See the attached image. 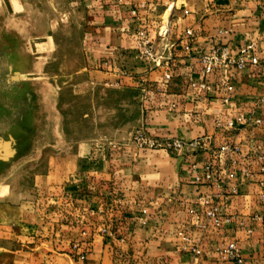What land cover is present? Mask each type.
<instances>
[{"label": "crops", "instance_id": "crops-1", "mask_svg": "<svg viewBox=\"0 0 264 264\" xmlns=\"http://www.w3.org/2000/svg\"><path fill=\"white\" fill-rule=\"evenodd\" d=\"M81 2L88 14L99 13L97 20L89 16L97 32L88 39L95 46L86 52L87 65L121 73L143 91L151 134L185 141L211 136L214 151L186 145L178 152H133L129 161H93L79 151L56 157L53 181L41 184L50 192L38 196L35 208L27 201L18 208L19 242L10 240L14 254L6 264H237L219 251L229 241L241 248L239 264H264V69L223 63L205 75L200 60L217 44L236 56L239 45L255 41L252 52L262 54L264 0ZM144 21L156 63L141 56L136 31ZM223 79L233 88L222 86ZM239 113L247 122L225 126ZM224 144L240 149L221 150ZM209 162L212 179L205 176ZM57 172L62 180L54 179ZM5 206L0 220L11 221L17 209ZM214 206L220 225L208 215ZM76 243L77 251L87 250L83 260L75 256Z\"/></svg>", "mask_w": 264, "mask_h": 264}, {"label": "rangeland", "instance_id": "rangeland-1", "mask_svg": "<svg viewBox=\"0 0 264 264\" xmlns=\"http://www.w3.org/2000/svg\"><path fill=\"white\" fill-rule=\"evenodd\" d=\"M98 14H88L81 0H0V212L4 203L17 209L15 220H0V264L14 254L10 240L19 242L21 203L35 208L50 192L41 184L53 181L56 157L79 151L93 161H129L133 152L181 148H173L177 138L150 133L143 91L121 73L87 65L95 46L88 39L97 32L89 16Z\"/></svg>", "mask_w": 264, "mask_h": 264}, {"label": "built area", "instance_id": "built-area-1", "mask_svg": "<svg viewBox=\"0 0 264 264\" xmlns=\"http://www.w3.org/2000/svg\"><path fill=\"white\" fill-rule=\"evenodd\" d=\"M262 6L264 8V3L262 4ZM152 8L156 9L157 8L156 4H154ZM166 31H167V28H164V32ZM187 32L191 34L190 30H188ZM136 35L142 46V48L140 49V52H141V56L143 60L149 64L153 62L156 63L157 55H158L156 51V44H155L154 39L150 37L149 35V32L147 30V24L145 21L142 23L141 27L136 31ZM255 46H256L255 41H250L246 44L239 45L237 55L233 56L231 55L229 48L227 46L222 45V44H217L210 51L204 52L200 56V60L203 64V69H202L203 73L207 75L211 73L218 65L223 64V63L231 64L237 68H243L247 63H252L255 65H259L264 69V52L262 54L253 53L252 50L255 48ZM167 76H170V75L167 73ZM198 83H199L198 81L193 80L191 84L196 85ZM199 84L206 87V84L204 81H201ZM222 86H224L227 90H230L233 88L232 84L230 83L228 79L222 80ZM228 99L229 98L226 97L225 101H228ZM262 100L264 101V95L262 96ZM247 120L248 119L245 114L239 113L233 117L228 118L224 124L227 127H235V126L244 124L245 122H247ZM255 122L259 124L261 123V119L258 118L255 120ZM173 144H174V147H173L174 149H178L179 147L189 145L195 148H204V149L213 150L211 136H202V137H199V138H196L190 141L189 143H182L181 140L175 139ZM169 146H172V144H170ZM220 149L221 150H230V149L239 150L240 148L238 145L224 144L220 147ZM205 169H206L205 176L209 179H212L215 173L214 163L209 162L205 166ZM262 170L264 171V165L262 167ZM227 175L232 177L234 174L232 172L231 173L228 172ZM217 210L218 208L216 206L212 207L208 211V215L213 217L216 225H220L221 220L217 216ZM79 246L80 245L78 243L74 245V249H75L74 253L77 258L83 260L86 258L87 250L83 249L82 251H77L79 249ZM193 250L195 252H199L197 247H194ZM219 251L222 253V255L225 258L233 259L237 264L241 263L243 260L241 248L235 241H229V242L223 243L219 247Z\"/></svg>", "mask_w": 264, "mask_h": 264}, {"label": "water", "instance_id": "water-1", "mask_svg": "<svg viewBox=\"0 0 264 264\" xmlns=\"http://www.w3.org/2000/svg\"><path fill=\"white\" fill-rule=\"evenodd\" d=\"M3 146H4V149H5L7 154H11L13 152V150L10 149V142L9 141H5ZM6 155H4V156H6Z\"/></svg>", "mask_w": 264, "mask_h": 264}, {"label": "bare ground", "instance_id": "bare-ground-1", "mask_svg": "<svg viewBox=\"0 0 264 264\" xmlns=\"http://www.w3.org/2000/svg\"><path fill=\"white\" fill-rule=\"evenodd\" d=\"M164 28V27H163Z\"/></svg>", "mask_w": 264, "mask_h": 264}]
</instances>
